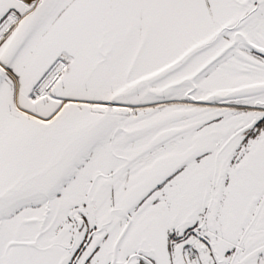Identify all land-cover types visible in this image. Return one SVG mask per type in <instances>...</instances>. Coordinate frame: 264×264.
Here are the masks:
<instances>
[{
	"label": "snow or ice",
	"instance_id": "snow-or-ice-1",
	"mask_svg": "<svg viewBox=\"0 0 264 264\" xmlns=\"http://www.w3.org/2000/svg\"><path fill=\"white\" fill-rule=\"evenodd\" d=\"M0 264H264V0H0Z\"/></svg>",
	"mask_w": 264,
	"mask_h": 264
}]
</instances>
